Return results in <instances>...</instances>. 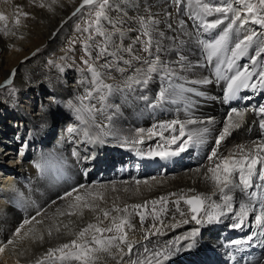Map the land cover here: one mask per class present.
Returning <instances> with one entry per match:
<instances>
[{
  "label": "bare ground",
  "instance_id": "1",
  "mask_svg": "<svg viewBox=\"0 0 264 264\" xmlns=\"http://www.w3.org/2000/svg\"><path fill=\"white\" fill-rule=\"evenodd\" d=\"M66 1L30 0V7H28L27 0H0V14L5 17L4 20H0V26L11 27L10 35H4L5 32L2 36L0 35V53H3L0 55V85L11 82V85L17 86L19 88L18 99H21L29 88L40 87L42 84L48 87L55 99V104H44L40 101L43 104L42 110L37 111V116L33 121L27 120L28 127L35 134L39 132L47 134L54 129L57 122H53L52 117L56 107L63 106L70 113V117L59 120L58 131L50 141L51 146L37 151L27 164L21 162L16 165L18 158L22 156L21 151L16 161L12 162L10 156L13 148L3 149L2 146L6 145L0 146V248H3L0 252V264H37V261L42 260L50 248H56L75 238L69 233L79 231L89 222L96 223V215L102 216V213L93 214L83 209V217L68 215L69 211H79V209L70 210L68 205L75 201L76 195L84 196L86 192L93 194L88 199L97 204L99 208L108 210L112 209L113 205L123 208L125 205L149 202L147 209L140 210V213L145 216L143 223H141L140 214L133 213L129 207L131 227L126 228L125 231L128 243L133 244L132 252L129 253L127 243H116L106 250L94 251L91 254V264H131L132 260L145 258V247L150 250L162 248L169 241H175L177 237H183L196 228L200 229L195 238L196 248L185 250L184 246L190 241L181 240L180 251L175 252L168 260L162 261V264H181L183 257L188 258V255L196 250L195 253L200 252L198 249L209 253L219 251L226 261L225 264H237L236 261L241 256L249 258V263L245 264H264V242H262L264 236L254 238L250 243H241L246 241L253 232L261 231L254 223V215L247 218L246 226L240 229L230 227L234 222L230 218L231 214L222 218L219 223L197 225L191 220L192 213L183 200L178 206L174 203L181 194L184 196L201 193L210 195L213 192L211 182L205 179L207 169L214 166L208 160V156L216 147L215 138L227 122L226 118L230 111L227 105L230 101L224 102L227 82L216 77L215 58L212 63L207 61L199 41H211L229 21L226 20L220 28L205 32L201 27L202 21L197 19L195 14L200 13L204 19L212 22L220 18V14L205 15L200 5L211 3L220 6L224 0H180L179 3L177 0H170V2L165 0H110V7L106 10L107 19L102 20L101 23L103 30L112 34L111 40L106 44L104 37L101 36L104 42H100L101 49L106 47L109 54L97 57L93 60L92 66L102 73L105 84L112 85V91L100 93L106 96L103 112L85 110L81 114L82 120L77 119V113L70 105H78L87 92L98 87L93 84V73L79 70L75 71L74 76H70L66 74V71L58 68L51 71L42 69L44 61L49 62L48 56L51 59L65 62H69L70 58L73 59L70 52L74 48L70 41L72 39L70 26L75 15L72 9L82 0H73L72 8L70 5L64 8L68 4ZM228 2L230 3V0ZM49 3L51 11L45 13V8L49 7ZM252 3L258 4V0ZM234 6L238 9L242 8L241 5L234 4ZM85 8L89 10L92 7ZM186 12L188 14L190 12L192 18L195 19L192 27L185 19L184 13ZM150 13L154 14V18L159 21L156 27L158 32L163 34L155 37L152 56L159 55L161 62L171 68L174 75L166 77L163 72L153 74V78L147 85H133L131 89H127L125 84L128 78L134 76L137 69H143L146 66L142 61L136 60H132L130 65H125L111 53L120 49L119 55L123 56L124 60H131L133 55L143 59L152 58L142 51L143 43L137 41L141 31L139 19ZM241 14H244L243 11ZM17 19L19 24H16ZM93 20V18L89 19L86 24ZM252 31L259 34L260 42H264V27L249 22L244 29L233 35L229 46L236 39H242L244 35H249ZM256 46L257 42L254 41L248 50V55L236 60L232 72H227L224 67L221 68V76H230L237 68L242 70L246 64L249 65V70L253 71L254 75L249 83H257V87L255 90L251 87L247 88L252 92L251 95H241L246 89L240 90L239 95L243 97L242 106L248 102L253 104L258 91H264V87L258 83L259 78L255 75L259 71H264V55L257 58L254 69L249 59L251 55H255ZM129 47L133 49L131 54L124 51ZM227 55H230V52ZM181 56L185 57L183 67L179 62ZM106 63L110 64L111 68L101 67ZM120 68H124L125 71H119ZM90 75H92L91 78H89ZM205 79L211 80L212 83H201ZM162 88L175 89V93L154 108L151 104L156 102ZM196 93H202V95ZM13 105L26 117L27 106H18L16 103ZM84 105L89 107L95 105L97 109L100 108L98 95L94 92L92 99L85 100ZM262 105L264 106V102ZM248 111H246L241 126L233 129L219 146L220 154L227 155L237 146L249 145L261 137V132L257 131L256 127L249 126V120L253 117L248 115ZM257 115L261 116L260 120L256 119L260 123L263 114L259 112V109ZM109 116L112 117L111 122L107 119ZM189 118L212 121L211 124L186 127V131L197 127H208L209 133L205 137V143L188 147L180 155L167 159L140 154L141 152L147 153L149 149L159 150L157 146L163 144L159 135L148 139L147 132H145L143 143L124 144L123 146L114 138L115 136L121 140L124 137L130 140L139 139L140 137L137 136L139 129L147 130L162 122L174 119L185 121ZM97 124L107 125V128H96ZM69 127H76L77 131L69 133L67 131ZM85 127L89 129L93 137L100 135L104 142L99 143L86 138L83 135ZM105 132L110 134L105 136ZM168 135L169 133L166 132L165 136ZM174 147L175 145L172 146ZM74 150L79 153L78 157L72 155ZM114 152L121 153L126 158L120 156L119 160L122 161L110 174L105 172L94 174L100 166L102 170H106L108 164L112 165V158L109 157H113ZM86 157L89 159H85ZM6 159L9 161H5ZM168 159L172 162H165ZM38 161H43L62 172L38 173L35 167ZM77 166L82 167V174L79 173ZM260 168L261 166L257 165V173ZM66 178H71V180L64 181ZM253 183L254 185L264 184V181L260 180L257 174L253 177ZM81 185L84 187L81 188ZM73 189L77 191L73 192ZM251 190L256 189L254 187ZM69 192L72 196L66 197L65 194ZM170 193H176L177 196H170ZM97 194H102L104 199H96ZM232 195L236 210L239 204L248 202L247 195L239 190ZM161 196L168 197V201L163 205L159 203L155 205V209L158 206L164 210L156 211L154 216L150 212L153 208L151 202L158 200ZM212 199L219 202L216 196ZM253 203L259 211V203L256 201ZM60 212L64 215H59ZM113 215L126 214L113 213ZM200 215L203 218V214ZM33 217L35 220L32 219ZM26 219L29 220L28 224H24ZM108 224L109 221L106 220L103 226H108ZM64 225L68 227L65 228ZM17 228H20L19 234L16 233ZM57 228L60 229L59 232L56 231ZM49 229H51V235H49ZM157 230L159 234L149 235V239L145 240L146 234L156 233ZM233 232L238 234L227 240L226 237ZM9 241L12 243L9 244ZM175 247L177 245H173V248ZM258 254H262L258 262L251 259L257 257ZM202 256L206 257L201 253L196 254L195 260H201ZM44 264H49V262L45 260ZM72 264H83V262L74 260Z\"/></svg>",
  "mask_w": 264,
  "mask_h": 264
},
{
  "label": "snow or ice",
  "instance_id": "2",
  "mask_svg": "<svg viewBox=\"0 0 264 264\" xmlns=\"http://www.w3.org/2000/svg\"><path fill=\"white\" fill-rule=\"evenodd\" d=\"M180 0H177L179 3ZM235 5H241L242 8L238 9ZM84 5H94L96 11L94 13V20L92 23L96 26V33L104 37V41L107 44L111 40V33L105 32L103 30L102 20L107 19L106 10L110 7V0H83ZM203 14L213 15L214 13L220 14V18L215 19L212 22H208L200 13H196L197 19H200L201 27L203 31L208 32L213 29L220 28L221 25L225 24V21H229L226 26H224L219 34L211 41L200 40L199 44L202 45L203 50L206 54V59L209 63L213 62L215 58V75L218 79L225 80L226 88L224 91V102L232 101L237 98L240 90L247 89L249 87L255 89L257 83H249L253 78V71L249 70V65H244L243 69L237 68L236 71L230 76H221V68L224 67L227 72H232L235 67V62L238 58L248 55V50L252 46L253 42H257L255 49V55L249 57L252 68H255L257 63V58L264 55V42L259 41V34L252 31L249 35H244L242 39H236L229 46L230 41L234 34L239 33L244 27L249 23H254L264 27V0H258V4H253L250 0H234V3H229L228 0L220 6L212 5L211 3H202L200 5ZM80 9H77L79 12ZM243 11V15L241 12ZM231 14V16H229ZM27 15V13H24ZM75 15V13H73ZM3 14H0V20H4ZM140 35L137 37V41L143 43L144 47L142 51L148 53L151 59H143L140 56L133 55L131 60H124L123 56L119 55L120 49L116 52L111 53L113 57L122 62L125 65H130L132 60L142 61L146 66L143 69H137L136 74L128 78V82L125 84V88L131 89L133 85H147L149 81L153 78V74H159L163 72L166 77H171L174 75L171 68L166 64H163L160 60L159 55L152 56V49L154 46L155 37L158 35H163L158 32L156 25L159 21L154 18V14H148L146 17H140ZM16 24H19V20H16ZM92 25L90 24L89 27ZM88 29H85L87 31ZM7 34V33H6ZM14 34V33H13ZM143 38V39H142ZM158 46V45H157ZM87 50V46H86ZM124 51L129 54L133 53L131 47L124 49ZM230 52V55L227 53ZM108 49L102 48L101 55H108ZM185 57L181 56L179 62L181 67L184 66L183 61ZM84 63H88L84 61ZM102 68H111L110 64L101 65ZM119 71H125L124 68L118 69ZM90 71L93 73L94 79L93 84L98 85L94 87L91 91L87 92L84 97L79 101L78 105H70L73 107L77 113V119L82 120L81 114L87 110L89 112L95 110L97 112H103L105 109L104 101L106 100L105 95H100L102 91L111 92L112 85L105 84L102 79V73L97 71L94 66H90ZM259 78L258 83L261 87H264V71H259L255 73ZM201 83L208 84L212 83L211 80L205 79ZM96 93L99 98L100 108H96L95 105L86 106L84 105L85 100H90L93 97V93ZM175 89L162 88L158 93V97L155 103L151 104L152 107H157L161 103L165 102L168 96L173 95ZM197 95H202V93H196ZM243 99V97H241ZM147 99V97H144ZM251 99V97H248ZM246 111L239 110L236 107H232L227 115V122L224 124L223 129L219 132V135L215 138V145L208 156V160L213 163V167H209L205 173V179L210 181L213 187V192L209 194H193L190 196L180 195L174 203L178 206L180 201L183 200L186 203L192 213L191 220L195 221L197 225L208 224L212 225L214 223L221 222L222 218L229 216L234 221L230 227L235 229H240L246 226V219L251 215H254V223L256 227L260 228V232H253L247 237L246 241L241 243H250L254 238H259L264 236V184L253 183V177L258 174L259 179L264 181V119L260 121L261 137L257 141H252L249 145H239L237 148L228 153L227 155L220 154L218 152L219 146L231 134L233 129H237L241 126L244 120ZM259 112L264 114V106L259 107ZM109 122H111L112 117H107ZM86 123V122H85ZM212 121H199L196 119L189 118L185 121H180L174 119L168 122H162L157 125H153L151 128L139 129L137 131V136L139 139L130 140L128 137L122 138L115 137L121 145L124 144H141L144 142V133L147 132V138L151 139L154 135H159L163 140L162 145H158L155 149H149L147 153L141 152V155H147L149 157H160L162 159H167L169 157L178 156L182 152H185L188 147L199 146L205 143V137L209 133L208 127H197L195 129H188V125H200V124H211ZM96 128H107V125H95ZM69 133L76 132V127H69L67 129ZM169 133L165 136V133ZM109 132H105L104 135H109ZM83 135L89 140L103 143L104 140L100 135L93 137L87 127L83 130ZM175 145L174 148L172 146ZM73 156H79V153L75 150L72 153ZM85 159H89L86 157ZM257 165L261 168L259 173H257ZM35 167L41 172L45 170V163L36 162ZM210 174V175H209ZM81 188L84 186L81 185ZM255 187L256 190L252 191ZM239 190L241 193L247 195L248 202L241 203L238 205V210L233 204V193ZM77 189H73L76 192ZM193 191L194 190H190ZM170 196H177L176 193H170ZM66 197H71L72 193H66ZM91 192H86L84 196L76 195L75 201L68 205L70 210L79 209V211H69L68 215H79L83 217V209H87L93 214L102 213L101 215H96V223L89 222L85 227H82L79 231L75 233H69L74 235L75 238L71 239L70 242L59 245L56 248H50L45 254L42 260H38L37 264H44L47 260L49 264H72V261L78 260L82 261L83 264H91L92 256L94 251L106 250L116 243H127L129 253L132 252L133 244L127 241L126 228L131 227V214H129V207H131L133 213L140 214L141 223H143L145 216L140 213V210L147 209L148 201L144 204H134L131 206L125 205L123 208L113 205L112 209L99 208V206L93 203L88 197H92ZM218 197L217 200H213L212 197ZM96 199L103 200L102 194H97ZM64 199V197H61ZM168 201V197L161 196L158 200L152 201L151 204L153 208L151 214L155 216L156 204H165ZM206 201L208 203L206 204ZM256 201L259 203V211H257L256 205L253 203ZM164 210L163 208L161 209ZM113 213H125L126 215H113ZM203 214L201 218L200 214ZM59 215H64L60 212ZM39 215V213H37ZM35 220V217L32 218ZM109 221L108 226H103L104 221ZM187 222V221H185ZM29 220H25L24 224H28ZM71 223V221H70ZM23 227V225H21ZM65 228L68 225H64ZM155 227V225H153ZM57 232L60 231L59 228L56 229ZM200 232L199 228L192 230L190 233L183 237H177L175 241H169L168 244L162 248L149 249L144 248V259H135L131 261V264H162V261L169 259L171 255L175 252L180 251V242L190 241L184 247L185 250H191L196 248V237ZM16 233H20V228L16 229ZM107 233L108 235H104ZM159 234V230L156 233H149L145 235V240L149 239V235ZM49 235H51V229H49ZM43 239V237H41ZM264 242V241H262ZM9 244L12 241L8 242ZM173 245L177 247L173 248ZM3 248H0V252Z\"/></svg>",
  "mask_w": 264,
  "mask_h": 264
},
{
  "label": "rangeland",
  "instance_id": "3",
  "mask_svg": "<svg viewBox=\"0 0 264 264\" xmlns=\"http://www.w3.org/2000/svg\"><path fill=\"white\" fill-rule=\"evenodd\" d=\"M27 1H28L26 2L27 6L30 7L29 5L30 0H27ZM165 1L170 2V0H165ZM253 1L255 0H250L251 3ZM66 2L68 4L67 6H64V8L68 7L69 5L71 6V8L73 7L74 5L73 0H67ZM232 2H234V0L232 1L230 0V3ZM52 3H55V2L52 1ZM82 4H83V0L81 3H78L72 9V11L75 13V17H73L71 26H70V29L72 32V39H70V41L74 47L72 48V50H70V52H71V56L73 57V59L70 58L69 62H65V61L54 59V58L51 59V57L48 56L47 60L49 62L44 61L45 63L42 64V69L51 71L54 68H58L63 71H66V74H69L70 76H74L75 71H79V70L85 71L86 73H90L91 72L90 66H92L93 60H95L97 57L99 58L104 57V55H101V43H103L104 41L102 40V37L96 33L95 24L92 22L86 24L89 19L91 18L94 19V13L96 11V7L94 5H84L83 7H81ZM187 6L189 8L188 4ZM45 7H47V5ZM85 7H92V8L88 10ZM78 8L80 9L79 12H77ZM45 9H46L45 13H50L51 4L49 3V7ZM184 14H185V19H187V21L190 22L189 24L192 27L193 23L195 22V19L192 18L193 17L192 14L190 12L189 14L187 12ZM90 24L92 25L91 27H89ZM3 27L6 29H4ZM10 28H11L10 26L9 27L0 26V35L2 36L3 32H5L4 35H7V34L10 35V31H11ZM85 29H88V30L85 31ZM86 46H87V50H86ZM0 55H3V53H0ZM84 60L85 61L88 60L89 63L88 64L84 63ZM91 77L92 75H90L89 78ZM71 81L72 80H70V82ZM11 84H12L11 82H5L0 85V140L4 142L2 144L1 143L2 141H1L0 146L6 145V146H2L3 149L8 148V147L13 148L12 155L10 156V161L12 162L16 161V159L18 158L19 152L21 151L22 156L18 158V161H17L18 163L16 165L20 164L21 162H25L24 164H27L30 161L31 156L36 154L37 151L51 146L52 142L50 141L55 137V134L58 131L59 120L60 119L63 120L65 118L70 117V113H69V110L63 106L56 107L54 109L53 117H52L53 122H57L54 129L47 134H45V132H39L38 134H35L33 130L28 127L27 124L29 122L27 120L30 119L31 121H33V119H35V117L37 116L36 114L37 111L39 110L40 112L42 110L43 104L41 102H43L44 104H48V103L55 104V99L45 84H42L40 87L29 88L28 89L29 91L25 95H23L21 99H18L17 94L19 92V88ZM239 93L237 95V98L235 100L230 101L227 106L230 109L232 107H236V108L239 107V109L241 110L249 109L248 115L250 117H253V119L249 120L250 122L249 126L251 128L254 126L256 127L257 131L261 132L262 130L260 128V123L257 122L258 119L259 120L261 119V116L257 114H258L259 107L263 106L262 104L264 102L263 101L264 91H260V92L258 91V94L255 96L256 97L255 100L253 99L254 100L253 104H250V102H248L244 106L241 105L242 98L240 97ZM251 94L252 92L249 89H246L242 91L241 93V95H251ZM15 103L16 105L18 104V106L19 105L27 106L26 117L22 115L15 108V105H13ZM31 114H33L32 117H31ZM262 116L264 119V114ZM120 156H122L123 158H126V156L122 155L121 153L114 152L113 157L111 156L109 157V158H112L111 159L112 165L108 164V168L106 170H102V166H100L98 169H96V171H94V174H99L102 172L110 174L113 170L116 169L118 163L122 161V160L121 161L119 160ZM5 161H9V160L6 159ZM40 162H43V161H40ZM165 162L170 163L172 162V160L168 159ZM45 165L47 167H45V170L43 171L44 174L46 171L51 172V173L53 172L57 173L58 171L62 172L60 169L55 170V168H52L51 165H47L46 163ZM157 165H160V164H157ZM77 168L79 169V173L82 174V170H81L82 167L77 166ZM129 169L131 170L130 166H129ZM37 172L39 173L41 171L38 169ZM67 177H71V176H67ZM60 180L61 179H59V181ZM68 180H71V178H66L64 181H68ZM158 210H161V208L157 206L156 211ZM189 211H190V208H189ZM237 234L238 233L233 232L232 234L227 236L226 239L230 240L234 238ZM231 245H234V244H231ZM198 250L200 251L198 253H201L205 255L206 257L202 256L201 260L200 259L195 260L196 259L195 255L198 254V253H195L197 251L196 250L191 255H188V258L183 257V259H181L182 260L181 264H225L226 263L224 258L221 257V255L219 254V251L217 253H209V252H205L203 249H198ZM260 258H262V254L260 255L258 254L257 257H254L251 259H255L257 260L256 262H258ZM248 259L246 256H241L240 258H238L236 263L237 264L238 263H241V264L249 263ZM250 264H253V263H250Z\"/></svg>",
  "mask_w": 264,
  "mask_h": 264
}]
</instances>
